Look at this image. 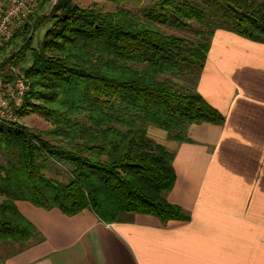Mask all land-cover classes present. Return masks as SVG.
Wrapping results in <instances>:
<instances>
[{
  "label": "trees",
  "instance_id": "trees-1",
  "mask_svg": "<svg viewBox=\"0 0 264 264\" xmlns=\"http://www.w3.org/2000/svg\"><path fill=\"white\" fill-rule=\"evenodd\" d=\"M101 1L116 8L104 12L56 0L39 48L24 44L31 50V62L21 68L29 92L17 116L36 113L52 127L50 142L20 125L0 127L1 146L18 152L14 164L0 167V241L26 242L34 233L16 201L68 216L89 209L107 224L125 213L186 221L165 198L175 181L172 154L146 140L147 128L181 141L189 123L222 124L196 92L213 32L264 44V0ZM144 1L139 13L120 6ZM171 17L208 25L207 44L166 34L161 27ZM28 31L25 26L23 35ZM13 57L6 63L19 65ZM172 78L187 84L195 78V84L182 92ZM48 160L68 169V185L44 176L39 162Z\"/></svg>",
  "mask_w": 264,
  "mask_h": 264
},
{
  "label": "crops",
  "instance_id": "crops-1",
  "mask_svg": "<svg viewBox=\"0 0 264 264\" xmlns=\"http://www.w3.org/2000/svg\"><path fill=\"white\" fill-rule=\"evenodd\" d=\"M196 92L222 124L189 123L181 141L146 131L172 154L165 198L186 221L125 213L107 224L89 209L68 216L16 201L34 233L6 246L0 264H264V44L215 30Z\"/></svg>",
  "mask_w": 264,
  "mask_h": 264
},
{
  "label": "rangeland",
  "instance_id": "rangeland-1",
  "mask_svg": "<svg viewBox=\"0 0 264 264\" xmlns=\"http://www.w3.org/2000/svg\"><path fill=\"white\" fill-rule=\"evenodd\" d=\"M74 3L80 8L102 9L104 12H111L116 8L115 5L101 0H74ZM147 4L148 3L145 1L143 3L129 2L122 4L120 6L134 13H139L144 6H147ZM41 5L42 7L40 9L38 8L32 14V16L29 17V20L25 25L27 27V30H29L27 35L26 36L23 35L25 29L24 27L23 30L17 33L21 35L18 38H16V40H14L12 44L2 49L0 54V72H5L9 67L14 66L6 63L7 59L10 56H14L16 58L15 60H18L17 63L19 65L14 67L17 69H21L24 66H26L25 64H29L31 62V50L25 49L24 44L30 41L31 42L30 45L32 46V48L38 49L44 34H46V32L50 30L52 26V23L48 20L49 17H47L50 14V9L52 7L49 4V0H44ZM174 20L175 17H171L168 25L161 27L166 34H173L180 36L186 39L187 41L193 43V45H198L199 43L207 44L208 32L210 30V27L208 25L201 26L195 22H190L187 25H184L182 21H178L177 23H174ZM38 24L39 26H37ZM21 51H22L21 54H23V58L20 60V58H18L17 55ZM22 63L24 64V66ZM20 72L23 74L25 78L24 71L21 69ZM172 80L175 84L182 85L181 87L182 92H188L195 84V78H191L189 81L190 83L188 84L180 79L172 78ZM18 122L20 126L26 128L30 133L39 137L43 141L50 142V138L49 136L46 135V133L48 130L51 129L52 126L51 123L48 120H46L43 116H40L36 113L35 114L31 113L24 115L23 117H19ZM17 157H18L17 151H9V149L1 146L0 144V167H7L8 164H14ZM40 163L42 167H44V176L46 178L64 184L71 181L69 171L66 167L57 164L55 162H52L50 160L40 161L39 164ZM53 173L59 175L61 179L60 178L55 179ZM64 180H66V182H63ZM12 244L14 243L10 241L0 242V263L2 261L1 257L3 253L4 251H6L5 247L12 246Z\"/></svg>",
  "mask_w": 264,
  "mask_h": 264
},
{
  "label": "built area",
  "instance_id": "built-area-1",
  "mask_svg": "<svg viewBox=\"0 0 264 264\" xmlns=\"http://www.w3.org/2000/svg\"><path fill=\"white\" fill-rule=\"evenodd\" d=\"M44 0H0V54L13 41L14 36L24 29L29 17ZM56 0H49L53 6ZM9 67L0 72V127L16 129L19 126L17 111L23 106V99L29 86L21 69Z\"/></svg>",
  "mask_w": 264,
  "mask_h": 264
}]
</instances>
